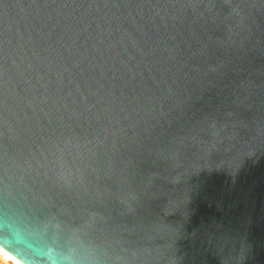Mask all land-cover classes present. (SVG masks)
Masks as SVG:
<instances>
[{
	"label": "water",
	"instance_id": "obj_1",
	"mask_svg": "<svg viewBox=\"0 0 264 264\" xmlns=\"http://www.w3.org/2000/svg\"><path fill=\"white\" fill-rule=\"evenodd\" d=\"M0 224L35 264H264V0H0Z\"/></svg>",
	"mask_w": 264,
	"mask_h": 264
},
{
	"label": "clouds",
	"instance_id": "obj_2",
	"mask_svg": "<svg viewBox=\"0 0 264 264\" xmlns=\"http://www.w3.org/2000/svg\"><path fill=\"white\" fill-rule=\"evenodd\" d=\"M3 230V225L0 224V232ZM7 250L12 255L16 264H35L33 253L35 249L29 247L27 239L23 232L13 233L11 236L0 235V251ZM42 250L36 253L40 256V264H44V256ZM56 264H77V261L70 259H57Z\"/></svg>",
	"mask_w": 264,
	"mask_h": 264
},
{
	"label": "bare ground",
	"instance_id": "obj_3",
	"mask_svg": "<svg viewBox=\"0 0 264 264\" xmlns=\"http://www.w3.org/2000/svg\"><path fill=\"white\" fill-rule=\"evenodd\" d=\"M0 254L4 258V260L10 261V262H12V264H16V261L14 259H12L9 255L4 253L3 251H0Z\"/></svg>",
	"mask_w": 264,
	"mask_h": 264
},
{
	"label": "rangeland",
	"instance_id": "obj_4",
	"mask_svg": "<svg viewBox=\"0 0 264 264\" xmlns=\"http://www.w3.org/2000/svg\"><path fill=\"white\" fill-rule=\"evenodd\" d=\"M0 264H12V262L4 260V258L0 254Z\"/></svg>",
	"mask_w": 264,
	"mask_h": 264
}]
</instances>
